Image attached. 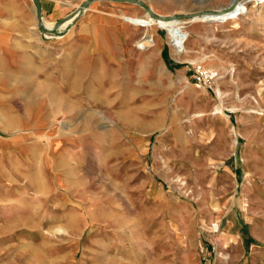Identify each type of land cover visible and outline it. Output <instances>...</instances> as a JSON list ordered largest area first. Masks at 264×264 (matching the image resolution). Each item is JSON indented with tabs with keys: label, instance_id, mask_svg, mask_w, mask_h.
<instances>
[{
	"label": "rangeland",
	"instance_id": "obj_1",
	"mask_svg": "<svg viewBox=\"0 0 264 264\" xmlns=\"http://www.w3.org/2000/svg\"><path fill=\"white\" fill-rule=\"evenodd\" d=\"M41 1L67 20L26 0L41 65L0 73V264H264V0ZM95 19L114 63L65 49Z\"/></svg>",
	"mask_w": 264,
	"mask_h": 264
},
{
	"label": "crops",
	"instance_id": "obj_2",
	"mask_svg": "<svg viewBox=\"0 0 264 264\" xmlns=\"http://www.w3.org/2000/svg\"><path fill=\"white\" fill-rule=\"evenodd\" d=\"M25 1V2H24ZM20 1V0H14V1H1L0 0V73L8 74L9 71L11 72H19L20 69H25L26 62L32 63L34 66H39L40 61L38 60L40 54L38 52L39 47H37L35 50L37 52L35 53H29L28 47L24 44V40L31 36L38 41V36L33 35L32 28L35 30V24L37 23L36 20L32 19L28 13L29 11V4L26 3V0ZM59 2V1H58ZM60 4V2H59ZM26 8L24 10V13H27L25 17L22 16V11L20 8ZM41 7L44 13H48L49 20H53L55 23L58 22L63 17V10L60 5V8H58V15L52 17L53 11L51 10H44L42 1H41ZM7 10V11H6ZM35 15L37 14V11L35 8L33 9ZM96 25H92L89 27H79L74 29L76 33V41L67 46L65 49L67 50V53L69 55H74V58L78 56L83 60H86V63L91 60L100 61V65L104 63L106 60H111L113 63L115 60V57L119 59V46L116 47L113 42L110 44L108 43H98V40H96V37L98 36V31H101L102 39L107 41L106 35L108 32L107 30L99 25H97V21L95 19ZM37 25V24H36ZM29 30V31H28ZM106 32V33H104ZM70 33V31H69ZM68 33V34H69ZM93 40L86 46L82 45L81 41H86L87 38H90ZM51 46L48 47L47 51L44 52H54L51 50ZM31 51L34 52V49ZM116 53V55H114ZM46 54V53H45ZM88 64V63H87ZM80 67V65H77ZM87 67V65H86ZM10 69V70H9ZM0 74V76H2ZM1 78V77H0ZM83 78V77H81ZM83 79H81L82 81ZM10 83L6 79L2 77L0 79V103H6L7 99L5 96V92H3L4 89L10 88ZM43 99V98H42ZM41 99V100H42Z\"/></svg>",
	"mask_w": 264,
	"mask_h": 264
},
{
	"label": "bare ground",
	"instance_id": "obj_3",
	"mask_svg": "<svg viewBox=\"0 0 264 264\" xmlns=\"http://www.w3.org/2000/svg\"><path fill=\"white\" fill-rule=\"evenodd\" d=\"M240 9V8H239ZM232 14V13H231ZM231 14H226V18L230 17ZM126 18L128 20H132V21H136V22H142L139 19L133 17V16H126ZM149 23V25H161L162 27L166 28L168 30L169 33V41L171 43L172 49L175 53V55L178 57V55H180L181 53L186 52V45H185V39H186V33L182 32L178 27H176V23L175 20H167V19H157V20H153L151 19L150 21L147 22V24ZM95 26V25H94ZM147 42H149L150 44H153L154 42H152V40H148ZM149 46V44H148ZM218 92V97L222 95L221 90H216ZM217 111L218 112H222L223 113V108L217 106ZM147 128H149L148 125L144 126V130H146Z\"/></svg>",
	"mask_w": 264,
	"mask_h": 264
},
{
	"label": "water",
	"instance_id": "obj_4",
	"mask_svg": "<svg viewBox=\"0 0 264 264\" xmlns=\"http://www.w3.org/2000/svg\"><path fill=\"white\" fill-rule=\"evenodd\" d=\"M92 2V0H88L87 2L83 3L80 7H79V12L82 13L85 11L84 8H86V6ZM34 4H35V10L37 11V18L40 22V27H43V24H42V10H41V4H40V0H34ZM140 4L142 7L146 8L147 11L149 12V14L151 15V17L155 18V19H160V18H163V19H167V20H175L177 17L173 16V17H166V16H157L153 10L151 8H149L146 4H141V3H138ZM235 9V5L232 4L231 7L228 9V10H233ZM227 10V11H228ZM67 18H63L61 20H59V22L56 24V26H59L61 23H63L64 21H66ZM46 28H44L45 30ZM47 30V29H46ZM50 29H48L47 31H49Z\"/></svg>",
	"mask_w": 264,
	"mask_h": 264
},
{
	"label": "built area",
	"instance_id": "obj_5",
	"mask_svg": "<svg viewBox=\"0 0 264 264\" xmlns=\"http://www.w3.org/2000/svg\"><path fill=\"white\" fill-rule=\"evenodd\" d=\"M195 79L197 83L209 86L214 79L218 77L215 71H208L202 65H197L194 69Z\"/></svg>",
	"mask_w": 264,
	"mask_h": 264
}]
</instances>
